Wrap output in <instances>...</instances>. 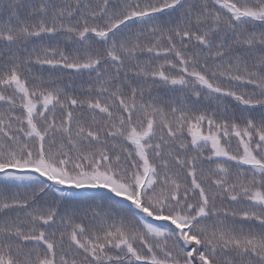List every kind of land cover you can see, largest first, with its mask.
<instances>
[{
  "label": "snow or ice",
  "instance_id": "1",
  "mask_svg": "<svg viewBox=\"0 0 264 264\" xmlns=\"http://www.w3.org/2000/svg\"><path fill=\"white\" fill-rule=\"evenodd\" d=\"M0 264H264V0H0Z\"/></svg>",
  "mask_w": 264,
  "mask_h": 264
}]
</instances>
